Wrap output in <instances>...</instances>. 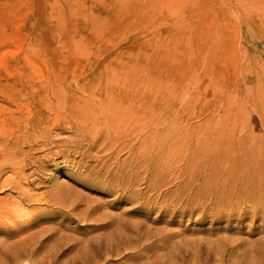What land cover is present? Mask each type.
Masks as SVG:
<instances>
[{"label":"rangeland","instance_id":"1","mask_svg":"<svg viewBox=\"0 0 264 264\" xmlns=\"http://www.w3.org/2000/svg\"><path fill=\"white\" fill-rule=\"evenodd\" d=\"M0 198L1 264H264V0H0Z\"/></svg>","mask_w":264,"mask_h":264},{"label":"bare ground","instance_id":"2","mask_svg":"<svg viewBox=\"0 0 264 264\" xmlns=\"http://www.w3.org/2000/svg\"><path fill=\"white\" fill-rule=\"evenodd\" d=\"M116 81H117V80H116ZM124 81H125V80H124ZM132 81H133V80H132ZM111 82H112V81H111ZM109 85H110V84H109ZM109 85H108V86H109ZM125 85H126V83H125ZM128 87H129V86H128ZM108 89H109V88H108ZM122 89H123V88H122ZM127 89L129 90V88H127ZM130 89H131V88H130ZM113 91H114V90H113ZM119 91H120V90H119ZM132 91H133V89L131 90V93H132ZM121 93H122V92H121ZM123 93H124V92H123ZM123 93H122V95H123ZM113 94H114V93H113ZM125 95L127 96L128 93L125 94ZM129 95H130V94H129ZM116 96H117V95H116ZM119 96H120V94H119ZM123 96H124V95H123ZM121 97H122V96H121ZM119 99H120V98H119ZM124 100H125V98H124ZM119 101H120V100H119ZM119 101H118V102H119ZM125 101H127V100H125ZM130 101H131V100H130ZM129 105H130V104H129ZM126 106H127V105H126ZM127 109H128V108H127ZM136 110H137V109H136ZM144 111H145V109H144ZM148 113H149V111H148ZM112 122H113V121H112ZM126 123H127V122H126ZM136 123H137V122H136ZM112 127H113V126H112ZM113 128H114V127H113ZM171 128H172V126H171ZM85 129H86V128H85ZM197 140H198V139H197ZM151 149H152V148H151ZM8 155H9V154H8ZM66 160H67V159H66ZM12 173H13V172H12ZM23 173H24V172H23ZM16 175H17V174H16ZM259 175H260V174H259ZM9 176H10V174H9ZM23 177H24V176H23ZM12 178H13V177H12ZM22 179H23V178H22ZM14 180H15V179H14ZM19 180H20V179H19ZM21 181H22V180H21ZM18 183H19V184H18ZM18 183H17L18 186H20L19 189L22 188L23 190H25V192L27 191V193H28L29 196L32 195V194L29 192V191H30V190H29L30 188H24L23 185L21 184V182L18 181ZM13 185H14V184H13ZM2 187H3V186H2ZM56 189H58V192L61 191V190H59V188H56ZM18 193H20L19 190H18ZM59 193H60V192H59ZM22 196H23V195H22ZM40 196H41V195H40ZM38 198H39V197H38ZM0 199H1V198H0ZM6 199H7V198H6ZM7 200H8V199H7ZM1 201H2V200H1ZM17 203H18V201H15V200L11 201L10 203H8V202L5 203V202H3V203H0V207H2V208H9L10 210L15 211V210L18 209V204H17ZM255 203H256V202H255ZM257 204H258V203H257ZM21 205H22V203H21ZM251 208H252V207H251ZM19 209H20V208H19ZM255 209H256V207H255ZM1 211H2V210H1ZM9 212H10V211H9ZM3 213H4V212H3ZM31 214H32V213H31ZM26 217H27V216H26ZM29 217H30V216H29ZM29 217H27V218H29ZM31 218H32V216H31ZM16 231H17V230H16ZM116 234H118V233H116ZM123 235H124V234H123ZM116 236H117V235H116ZM133 237H134V236H133ZM64 238H65V237H64ZM116 238H117V237H116ZM124 238H125V237H124ZM145 239H146V238H145ZM31 240H33V238H32ZM126 240H127V239H126ZM136 240H137V239H136ZM86 241H87V240H86ZM121 241H123V240L121 239ZM127 241H128V240H127ZM140 241H141V240H140ZM32 242L35 243V242H37V241L34 242V240H33ZM108 242H109V241H108ZM131 242H132V241H131ZM38 244H39V243H38ZM124 244H125V243H124ZM130 244H131V243H130ZM108 245H109V244H108ZM114 245H115V244H114ZM114 245H113V246H114ZM118 245H119V244H118ZM38 246H39V245H38ZM82 246H83V245H82ZM121 246H122V245H121ZM133 246H134V245H133ZM10 247H11V246H10ZM23 247H24V246H23ZM32 247H33V246H32ZM100 247H101V246H100ZM100 247H99V248H100ZM111 247H112V246H111ZM119 247H120V245H119ZM12 248H15V246L12 247ZM20 248H21V247H20ZM123 248H124V247H123ZM16 249H17V248H15V250H16ZM32 249H33V248H32ZM36 249H37V248H36ZM79 249H80V248H79ZM83 249H84V247H83ZM100 249H101V248H100ZM8 250H9V249H8ZM10 250H13V249H10ZM37 250H38V249H37ZM97 250H98V249H97ZM105 250H106V249H105ZM116 250H117V249H116ZM3 251H4V250H3ZM3 251L1 250L2 253L0 252V254H3V255H4L3 257H5L6 254H4ZM48 251H49V250H48ZM48 251H47V252H48ZM91 251H92V250H91ZM107 251H108V248H107ZM31 252H32V250H30L29 252H28V251H23L22 253H18L17 256L20 258V257H23V256H27V255L30 254ZM47 252H46V253H47ZM95 252H96V250H95ZM98 252H99V253H100V252L104 253L102 250H100V251H98ZM116 252H118V251H116ZM5 253H6V252H5ZM49 253H50V252H49ZM85 253H86V252H85ZM99 253H98V254H99ZM8 254H9V253H8ZM34 254H35V253H34ZM34 254H33V256H34ZM50 254H51V253H50ZM80 254H81V253H80ZM98 254L96 255V253H95V255L97 256V258H99V257H98ZM107 254H108V253H107ZM78 255H79V253H78ZM78 255H77V256H78ZM83 255H84V254H82V256H83ZM33 256H32V257H33ZM46 256H47V255H46ZM75 256H76V255H75ZM75 256H74V259H75ZM85 256H86V254H85ZM87 256H88V255H87ZM102 256H103V254H102ZM0 257H1V256H0ZM32 257H31V255L29 256V258H32ZM42 257H43V256H42ZM79 257H80V256H79ZM7 258H8L7 261H9V257H7ZM29 258H28V259H29ZM76 258H78V257H76ZM83 258H84V257H83ZM83 258H82V259H83ZM102 258H103V257H102ZM71 259H72V258H71ZM71 259H70V260H71ZM85 259H86V258H85ZM85 259H84V260H85ZM88 259H89V258H88ZM91 259H92V258H91ZM94 259H96V258L94 257ZM31 260H32V259H31ZM39 260H41V259H39ZM39 260H38V261H39ZM50 260H51V259H50ZM78 260H79V258H78ZM78 260H77V261H78ZM97 260H99V259H97ZM0 261H1V258H0ZM7 261H6V263H4V264H7V263H8ZM11 261H12V260H11ZM23 261H24V260H23ZM33 261L36 262L37 260H33ZM33 261H32V262H33ZM38 261H37V263L39 264L40 261H39V262H38ZM79 261H81V259H80ZM79 261H78V263H79ZM93 261H94V260H93ZM9 262H10V261H9ZM49 262H50V261H49ZM52 262H53V260H52ZM81 262H82V261H81ZM81 262H80V263H81ZM94 262H96V261H94ZM2 263H3V262H2ZM21 263H22V262H21ZM25 263H26V262H25ZM92 263H93V262H92ZM97 263H99V262L97 261ZM97 263H96V264H97ZM0 264H1V263H0ZM8 264H9V263H8ZM32 264H34V263H32ZM35 264H36V263H35ZM40 264H42V262H40ZM65 264H66V263H65ZM75 264H76V263H75Z\"/></svg>","mask_w":264,"mask_h":264}]
</instances>
